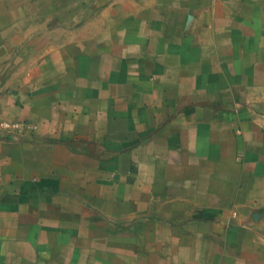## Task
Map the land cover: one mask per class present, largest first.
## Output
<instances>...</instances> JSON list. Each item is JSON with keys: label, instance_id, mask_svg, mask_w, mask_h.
Wrapping results in <instances>:
<instances>
[{"label": "crops", "instance_id": "0c3cea01", "mask_svg": "<svg viewBox=\"0 0 264 264\" xmlns=\"http://www.w3.org/2000/svg\"><path fill=\"white\" fill-rule=\"evenodd\" d=\"M264 0H0V264H264Z\"/></svg>", "mask_w": 264, "mask_h": 264}, {"label": "rangeland", "instance_id": "374dc122", "mask_svg": "<svg viewBox=\"0 0 264 264\" xmlns=\"http://www.w3.org/2000/svg\"><path fill=\"white\" fill-rule=\"evenodd\" d=\"M252 97V107L256 115L263 120L264 119V90L259 91Z\"/></svg>", "mask_w": 264, "mask_h": 264}]
</instances>
